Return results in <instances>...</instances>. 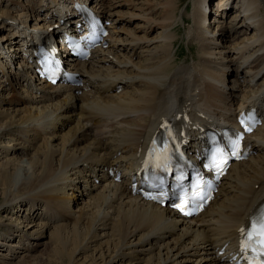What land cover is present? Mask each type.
<instances>
[{
  "label": "bare ground",
  "instance_id": "bare-ground-1",
  "mask_svg": "<svg viewBox=\"0 0 264 264\" xmlns=\"http://www.w3.org/2000/svg\"><path fill=\"white\" fill-rule=\"evenodd\" d=\"M73 1L0 0V225L15 226L12 241L0 242L10 253L2 257L24 250L22 262L44 264H226L218 253L237 252L242 227L264 202V124L247 138L257 155L234 163L192 220L132 196L130 185L169 121L179 132L235 125L250 106L264 117V0H197L186 39L194 36L199 54L181 66L173 50L174 29L186 22L179 0H85L113 23L109 48L70 66L83 86L54 87L33 75L26 40L40 32L48 41ZM186 138L197 157L199 133L189 128ZM110 169L124 180L114 182ZM22 237L34 246L13 245Z\"/></svg>",
  "mask_w": 264,
  "mask_h": 264
},
{
  "label": "rangeland",
  "instance_id": "rangeland-1",
  "mask_svg": "<svg viewBox=\"0 0 264 264\" xmlns=\"http://www.w3.org/2000/svg\"><path fill=\"white\" fill-rule=\"evenodd\" d=\"M236 1L234 0V3H237ZM195 2H197V0H179V7H178L179 10L177 11L178 15H180L179 13H181V12L182 13H186V14H184L186 22L180 20L178 22V24L176 25L175 29H174V31L177 32V36H178V39H177V41L175 43L176 44L175 45L176 48H175V46L173 48L174 52L177 53V56H176L177 59H176L175 63L177 65H180V66L183 65V64H191V63H193L192 57L197 58V56L199 54V45L200 44L197 42V40L194 38V36L192 37V39H191V41L189 43H188V40L186 39L187 33L190 32V31H193L192 29L196 28L194 26L192 18H190V14L192 12H195V7H194V3ZM262 6H264L263 1H262ZM184 10L186 12H184ZM14 12H16V9L14 10ZM214 12H215V10H214ZM232 12L231 11L228 12L226 17H222V18H220L221 20L218 19V21H215L214 23H212L211 29L213 31H216V29L218 28L217 24L220 21H223L221 23L222 25L224 23H226V22H229V20H230L229 18L231 16ZM262 14L264 15V9H262ZM213 17H214V15L209 18L208 22H213L212 21L213 19H211ZM133 27L134 26L132 25L131 28H133ZM217 31H219V29ZM156 34H158V32ZM5 40L7 41V38L3 39V41H5ZM19 60L21 61V58ZM230 77H231V79H234V78H232V76H230ZM239 103H240V101H239ZM2 215L3 216H8V218H10L9 213L2 214ZM6 220H8V221H5V224H8L9 226L0 225V242H4V239L8 238V236H10V235L11 236L9 237L8 241H12V239H10V238L13 237L12 233H14V232H13L12 229H15L14 222L12 220H9V219H6ZM18 241H19V243H18ZM17 243L19 244V246H20V244H25L28 247H31V246L33 247L34 246V241L28 240L25 237H22V238H19L18 240H16L15 243H13V245H18ZM14 249H16V248H14ZM7 250H8L7 248H2L1 249V247H0V253L2 254L0 256L2 258L1 261H4L7 264H11V263L12 264H44V262L41 259H35L36 257L33 258L35 261L33 259H31V260H28V262H25V261L22 262V257H23V253L22 252L24 250H22V251L19 250L18 251L19 253L17 254L16 258L14 260L8 261L7 259H4L2 257L3 255L4 256L5 255L9 256L10 253ZM42 252H44V247H39L37 249V251L32 253V255L33 256H39V255L42 254Z\"/></svg>",
  "mask_w": 264,
  "mask_h": 264
},
{
  "label": "snow or ice",
  "instance_id": "snow-or-ice-1",
  "mask_svg": "<svg viewBox=\"0 0 264 264\" xmlns=\"http://www.w3.org/2000/svg\"><path fill=\"white\" fill-rule=\"evenodd\" d=\"M260 225H261V235L264 236V211H262L261 217H260ZM264 242V241H262Z\"/></svg>",
  "mask_w": 264,
  "mask_h": 264
}]
</instances>
